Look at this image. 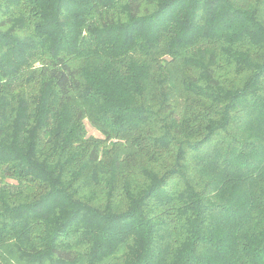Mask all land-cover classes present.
Here are the masks:
<instances>
[{
  "label": "trees",
  "instance_id": "1",
  "mask_svg": "<svg viewBox=\"0 0 264 264\" xmlns=\"http://www.w3.org/2000/svg\"><path fill=\"white\" fill-rule=\"evenodd\" d=\"M0 264H264V0H0Z\"/></svg>",
  "mask_w": 264,
  "mask_h": 264
},
{
  "label": "rangeland",
  "instance_id": "2",
  "mask_svg": "<svg viewBox=\"0 0 264 264\" xmlns=\"http://www.w3.org/2000/svg\"><path fill=\"white\" fill-rule=\"evenodd\" d=\"M83 124H84V128H85V140L87 139H93V140H97V141H102L104 140V136L98 131L96 130L94 127H92L89 123L88 120H83Z\"/></svg>",
  "mask_w": 264,
  "mask_h": 264
}]
</instances>
